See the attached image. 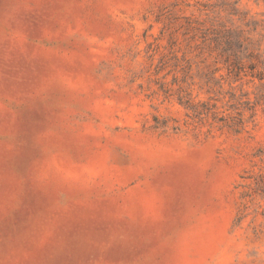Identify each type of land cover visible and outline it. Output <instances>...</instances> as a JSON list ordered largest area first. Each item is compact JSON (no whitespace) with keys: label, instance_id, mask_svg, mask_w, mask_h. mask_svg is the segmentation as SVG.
Here are the masks:
<instances>
[{"label":"rangeland","instance_id":"374dc122","mask_svg":"<svg viewBox=\"0 0 264 264\" xmlns=\"http://www.w3.org/2000/svg\"><path fill=\"white\" fill-rule=\"evenodd\" d=\"M0 264H264V0H0Z\"/></svg>","mask_w":264,"mask_h":264}]
</instances>
